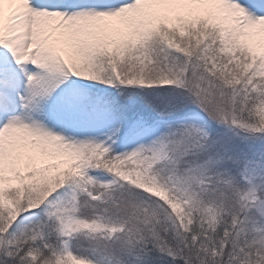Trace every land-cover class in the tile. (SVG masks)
Masks as SVG:
<instances>
[{
    "label": "snow or ice",
    "instance_id": "1",
    "mask_svg": "<svg viewBox=\"0 0 264 264\" xmlns=\"http://www.w3.org/2000/svg\"><path fill=\"white\" fill-rule=\"evenodd\" d=\"M0 264H264V0H0Z\"/></svg>",
    "mask_w": 264,
    "mask_h": 264
}]
</instances>
